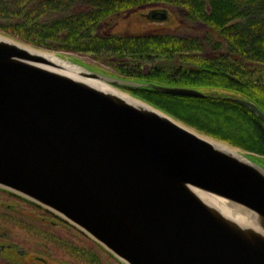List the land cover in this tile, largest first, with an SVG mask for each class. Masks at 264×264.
Instances as JSON below:
<instances>
[{"label":"water","instance_id":"1","mask_svg":"<svg viewBox=\"0 0 264 264\" xmlns=\"http://www.w3.org/2000/svg\"><path fill=\"white\" fill-rule=\"evenodd\" d=\"M51 54L0 33L1 189L122 264H264V165L121 88L213 93L124 79L53 53L81 68L73 72ZM227 96L264 123L254 102Z\"/></svg>","mask_w":264,"mask_h":264},{"label":"trees","instance_id":"2","mask_svg":"<svg viewBox=\"0 0 264 264\" xmlns=\"http://www.w3.org/2000/svg\"><path fill=\"white\" fill-rule=\"evenodd\" d=\"M157 4L182 9L190 29L99 32L105 21ZM0 31L68 56L89 55L124 79L213 93L200 98L145 86L125 89L204 135L264 156V123L227 96L248 99L264 111V0H0ZM106 252L108 260L113 257ZM94 257L104 264L100 254Z\"/></svg>","mask_w":264,"mask_h":264},{"label":"rangeland","instance_id":"3","mask_svg":"<svg viewBox=\"0 0 264 264\" xmlns=\"http://www.w3.org/2000/svg\"><path fill=\"white\" fill-rule=\"evenodd\" d=\"M158 11L165 12L168 16L166 18L167 20L152 19L153 14ZM190 26L191 24H188L182 9L174 10L169 6L157 4L146 5V7L127 12L124 15H118L112 20L105 21L101 25L99 32L104 35L115 33L148 34L158 32L182 34L184 28L190 29ZM0 33L7 37H12L19 42H23L11 35H6L2 31ZM23 43L32 45L31 43ZM32 46L49 53H55L59 56H68L67 54H61L54 50L50 51L42 47ZM69 56L67 58L73 61V63L76 62L83 66L86 65L95 71L107 72L109 75L114 74L110 67L97 62L89 55ZM121 89L127 91L124 88ZM225 144L227 145L228 143ZM240 150L259 164H262L264 161L263 155L258 156L248 153L241 148ZM8 192L7 190L0 191V264H13L9 260L7 261V258H5L6 255H3L6 254L3 252L7 249V245H11L22 252H28L26 260L29 264H86L84 258H82L83 256L92 258L94 263L99 264L100 262H96L94 257L98 254L102 256L104 264H121L115 257H111L108 260L105 256L109 254L105 251V248L102 249L96 242L83 234L81 235L79 230L72 225L64 224L62 222L63 219L55 215H53L54 217L47 215L44 209L33 207L28 200L18 196L14 197Z\"/></svg>","mask_w":264,"mask_h":264},{"label":"flooded vegetation","instance_id":"4","mask_svg":"<svg viewBox=\"0 0 264 264\" xmlns=\"http://www.w3.org/2000/svg\"><path fill=\"white\" fill-rule=\"evenodd\" d=\"M167 14H166V18H167ZM154 19L152 17V19L154 20H167V19ZM54 217V216H53ZM66 224V223H64ZM86 236V235H85ZM89 238V237H88ZM1 250V249H0ZM8 251V252H7ZM6 253V254H3ZM3 255H6L5 258H7V261L9 260L11 263L13 264H29V262L26 260V258L28 257V252H22L20 250H17L16 248H14L11 245H7V249H5V252H3ZM35 258V257H34ZM41 260V259H39ZM32 263V262H31ZM35 264V263H34Z\"/></svg>","mask_w":264,"mask_h":264},{"label":"bare ground","instance_id":"5","mask_svg":"<svg viewBox=\"0 0 264 264\" xmlns=\"http://www.w3.org/2000/svg\"><path fill=\"white\" fill-rule=\"evenodd\" d=\"M52 56L54 55L53 53L51 54ZM54 57V59L55 60H57V61H59L62 65H65V66H67L70 70H72L73 72L75 71V72H79L80 70H81V68L80 67H78V66H73V65H71L70 63H68L67 61H65V60H61L60 58H58V57H55V56H53ZM103 86H105V85H103ZM105 87H110V86H105ZM110 88H112V87H110ZM120 93H122V91H119ZM122 94H124V93H122Z\"/></svg>","mask_w":264,"mask_h":264}]
</instances>
